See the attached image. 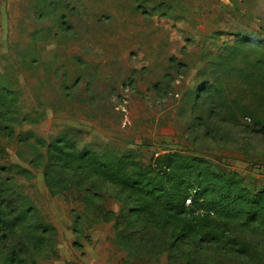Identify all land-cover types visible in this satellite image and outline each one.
I'll return each instance as SVG.
<instances>
[{
    "label": "rangeland",
    "instance_id": "1",
    "mask_svg": "<svg viewBox=\"0 0 264 264\" xmlns=\"http://www.w3.org/2000/svg\"><path fill=\"white\" fill-rule=\"evenodd\" d=\"M251 2L0 0V164L31 172L1 176L15 180L0 199V260L168 264L166 256L149 259L141 243L117 238L116 218L129 211L118 187L97 179L93 205L62 186L61 172L46 183V146L57 139L75 153L86 146L143 164L167 152L197 155L264 189V91L256 97L227 74V60L218 66L237 34L264 46L263 12ZM203 81L210 99L192 107ZM30 143L38 146L32 154ZM261 225L252 232L234 224L256 256L227 257V264H264Z\"/></svg>",
    "mask_w": 264,
    "mask_h": 264
},
{
    "label": "trees",
    "instance_id": "2",
    "mask_svg": "<svg viewBox=\"0 0 264 264\" xmlns=\"http://www.w3.org/2000/svg\"><path fill=\"white\" fill-rule=\"evenodd\" d=\"M229 42L232 44L224 48L226 57L219 54L218 66L226 68L227 60V74L242 79L253 95L261 96L264 91L262 42L251 40L245 34H237ZM197 86L191 93L197 89L198 94L192 100L195 108L210 99L208 82L203 81ZM220 104L221 101L217 102ZM251 116L256 117L255 114ZM3 121L4 116H0V125ZM70 143L66 139H57L46 146V183L50 187L54 185L56 179L52 172H61L65 174L62 186L82 192L93 205L96 204L93 197L97 193V179L118 187L129 206V211L121 213L115 222L117 238L124 244L129 240L141 243L149 259L166 256L168 264H227V257L231 256L255 260L256 247L236 234L234 224L243 231L252 229L254 232L260 228V223H264V189L255 191L243 185V178L237 173H221L214 162L197 155L167 152L158 155L154 162L143 164L127 156L99 154L86 146L75 153ZM28 147L29 154L38 149L33 143ZM12 169H21L24 174L31 175L28 169L19 165L8 164L6 167L0 164V199L13 190L9 182L15 178L1 177ZM2 214L0 211V225ZM22 216V212L18 213L16 220ZM129 229L144 233L126 235ZM3 230L4 227L0 228V241L6 239ZM0 264L18 263L5 258Z\"/></svg>",
    "mask_w": 264,
    "mask_h": 264
},
{
    "label": "crops",
    "instance_id": "3",
    "mask_svg": "<svg viewBox=\"0 0 264 264\" xmlns=\"http://www.w3.org/2000/svg\"><path fill=\"white\" fill-rule=\"evenodd\" d=\"M246 0H240L241 3H245ZM250 6H255V7H259L260 8V12H263V14H261L262 16H264V0H252L251 3H248ZM261 16V17H262Z\"/></svg>",
    "mask_w": 264,
    "mask_h": 264
},
{
    "label": "built area",
    "instance_id": "4",
    "mask_svg": "<svg viewBox=\"0 0 264 264\" xmlns=\"http://www.w3.org/2000/svg\"><path fill=\"white\" fill-rule=\"evenodd\" d=\"M190 201L188 200L187 203H189Z\"/></svg>",
    "mask_w": 264,
    "mask_h": 264
}]
</instances>
